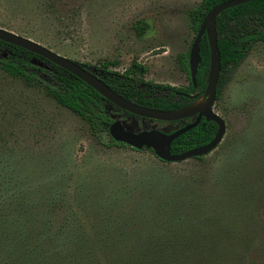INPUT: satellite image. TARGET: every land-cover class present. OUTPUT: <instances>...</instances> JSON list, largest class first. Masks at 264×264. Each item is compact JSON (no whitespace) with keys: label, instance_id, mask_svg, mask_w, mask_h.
Segmentation results:
<instances>
[{"label":"rangeland","instance_id":"rangeland-1","mask_svg":"<svg viewBox=\"0 0 264 264\" xmlns=\"http://www.w3.org/2000/svg\"><path fill=\"white\" fill-rule=\"evenodd\" d=\"M200 1L0 0V27L72 60L117 71L136 60L146 79L185 85L188 11ZM212 109L225 122L217 146L203 159L165 161L151 148L106 145V132L95 137L41 84L0 70V264H131L136 249L141 264H153L144 251L159 264L170 241L186 252L182 237L212 254L221 244L220 264H264L263 42ZM109 112L133 131L176 127Z\"/></svg>","mask_w":264,"mask_h":264},{"label":"trees","instance_id":"trees-1","mask_svg":"<svg viewBox=\"0 0 264 264\" xmlns=\"http://www.w3.org/2000/svg\"><path fill=\"white\" fill-rule=\"evenodd\" d=\"M222 1L224 0H201L188 11L190 27L194 33L193 38L207 11ZM215 24L220 53V73L215 96L217 98L229 74L237 67L252 46L256 42L264 43V0H250L227 7L217 14ZM188 51L189 49L183 54L180 66L188 78V83L185 85H171L146 79V68L136 60H132L131 64L123 71L110 69L109 66L112 62L108 60H103L98 64L73 60L94 73L115 92L128 100L149 108L173 110L190 105L199 95L204 93L209 69V44L206 35H202L199 43L200 62L197 66L195 85L189 77ZM0 70L9 76L21 78L28 85L41 84L45 92L58 105L79 116L95 137L99 138L103 132H106L108 134L106 145H125V143L116 141L109 135L108 127L114 120L110 115L109 108L114 107L124 113H132L118 108L90 85L67 70L38 54L2 40H0ZM189 119L187 117L168 121L169 124H176V127L169 130L172 131L184 126L190 122ZM216 128L215 122L207 121L201 117L195 126L171 142L170 151L179 153L203 145L213 137ZM203 157L204 155L194 156L198 159H203ZM260 173L259 170V175ZM175 214L173 215L176 216ZM178 217H180L179 214L176 218ZM181 225L185 229L184 221H181ZM209 227L211 228V226ZM257 233L252 230L251 242L254 241ZM67 235L72 238L73 233ZM168 241H170L169 238ZM180 242L183 243L181 244L182 250H186L184 253L178 252L172 241L161 246V250L158 247L157 257L163 254L164 258L159 264L221 263L223 256L221 244L216 247L212 245L216 252L212 254L208 251L210 246L197 243L186 237H182ZM134 252L135 259L131 261V264H141L140 252L138 249ZM148 252L144 251V255L148 257L151 254L150 261L156 264L155 253ZM42 256H44L43 252Z\"/></svg>","mask_w":264,"mask_h":264},{"label":"water","instance_id":"water-1","mask_svg":"<svg viewBox=\"0 0 264 264\" xmlns=\"http://www.w3.org/2000/svg\"><path fill=\"white\" fill-rule=\"evenodd\" d=\"M246 1L250 0H224L212 6L199 24L188 51L189 77L193 85H195L197 66L200 62L199 43L202 35L205 34L209 44V69L203 94L207 96L204 98L201 106L192 109L187 108L198 98L203 96V94L199 95L190 105L179 109L160 110L145 107L138 105L115 92L102 79L81 66L78 62L53 51L37 41L3 27H0V40L22 47L48 59L90 85L118 108L137 116L162 121H173L181 118L194 117L191 122L169 133L156 128L133 131L126 128L121 123L120 119H114L108 127L109 135L116 141L123 142L136 149L143 147L151 148L155 156L165 161H180L209 153L217 146L223 136L225 130L224 119L212 109L216 95V84L220 73V53L217 45L215 24L216 16L223 9ZM201 117H204L207 121L211 120L216 123L217 128L213 137L203 145L179 153H172L170 151L171 142L180 134L195 126Z\"/></svg>","mask_w":264,"mask_h":264},{"label":"bare ground","instance_id":"bare-ground-1","mask_svg":"<svg viewBox=\"0 0 264 264\" xmlns=\"http://www.w3.org/2000/svg\"><path fill=\"white\" fill-rule=\"evenodd\" d=\"M204 101V96H201L200 98H198L190 107H188L187 109H192V108H196L201 106V104Z\"/></svg>","mask_w":264,"mask_h":264},{"label":"flooded vegetation","instance_id":"flooded-vegetation-1","mask_svg":"<svg viewBox=\"0 0 264 264\" xmlns=\"http://www.w3.org/2000/svg\"><path fill=\"white\" fill-rule=\"evenodd\" d=\"M215 96H216V95H215ZM193 119H194V117H193V118H190L189 121L191 122V120H193ZM167 122H168V121H167ZM172 131H173V130H172ZM165 132H168V133H169V132H171V131H170V130H166Z\"/></svg>","mask_w":264,"mask_h":264}]
</instances>
